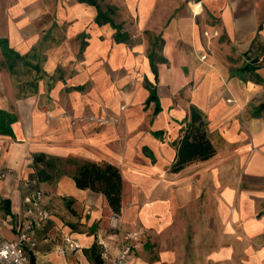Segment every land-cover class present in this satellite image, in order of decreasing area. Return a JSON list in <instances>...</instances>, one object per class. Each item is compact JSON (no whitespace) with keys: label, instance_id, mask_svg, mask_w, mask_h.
Instances as JSON below:
<instances>
[{"label":"crops","instance_id":"1","mask_svg":"<svg viewBox=\"0 0 264 264\" xmlns=\"http://www.w3.org/2000/svg\"><path fill=\"white\" fill-rule=\"evenodd\" d=\"M191 105L215 153L173 172ZM0 110V242L34 219V156L72 164L37 184L36 264L117 251L105 196L72 177L86 162L120 170L121 231L142 230L125 264H264V0H0Z\"/></svg>","mask_w":264,"mask_h":264},{"label":"trees","instance_id":"2","mask_svg":"<svg viewBox=\"0 0 264 264\" xmlns=\"http://www.w3.org/2000/svg\"><path fill=\"white\" fill-rule=\"evenodd\" d=\"M152 62L153 71L157 77L155 64ZM255 66L249 64L241 69L246 71L255 70ZM149 100L156 102L155 112L160 110L155 90L150 91ZM14 116L0 110V134H12L11 123ZM176 144V155L170 166L173 172L180 171L186 164L194 161H204L212 157L215 147L209 139L206 130V121L203 114L193 105L189 107V114L185 125L181 128L180 140ZM36 175L40 180L53 181L59 177L60 160L47 157L44 154L34 156ZM78 188L90 189L105 196L111 210L119 214L121 209L122 177L119 168L109 162H86L80 165L72 174ZM6 212L10 213L9 208ZM101 245L94 242L84 251L91 264H103L101 259ZM30 261L36 264L35 255L29 252Z\"/></svg>","mask_w":264,"mask_h":264},{"label":"built area","instance_id":"3","mask_svg":"<svg viewBox=\"0 0 264 264\" xmlns=\"http://www.w3.org/2000/svg\"><path fill=\"white\" fill-rule=\"evenodd\" d=\"M216 33V32H214ZM207 35V32H204ZM205 57V56H203ZM39 178L35 176L30 180V184L34 186L33 194L27 201L31 203V211L33 220L27 222L24 228L18 233L14 240H3L0 242V264H32L29 252L35 247L34 226L46 221L50 213L41 204L42 191L37 187ZM2 222V210L0 204V223ZM110 228L118 233L117 251L115 254L109 252L105 242L99 240L101 247V259L103 264H125L132 259L133 251L138 246V239L142 235L141 229L122 230L119 223V215L114 213L111 218ZM64 244L57 247L60 254H64L68 249L77 250L78 244L69 238H65Z\"/></svg>","mask_w":264,"mask_h":264},{"label":"rangeland","instance_id":"4","mask_svg":"<svg viewBox=\"0 0 264 264\" xmlns=\"http://www.w3.org/2000/svg\"><path fill=\"white\" fill-rule=\"evenodd\" d=\"M71 165H72V164L67 163L66 161H62L60 169H61V168H64V169H66V168H70ZM35 260H36V258H35ZM81 264H82V263H81Z\"/></svg>","mask_w":264,"mask_h":264}]
</instances>
